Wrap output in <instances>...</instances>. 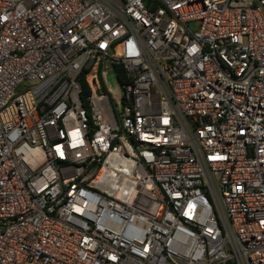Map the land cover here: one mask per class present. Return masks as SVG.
I'll list each match as a JSON object with an SVG mask.
<instances>
[{
    "label": "built area",
    "instance_id": "2783aa9c",
    "mask_svg": "<svg viewBox=\"0 0 264 264\" xmlns=\"http://www.w3.org/2000/svg\"><path fill=\"white\" fill-rule=\"evenodd\" d=\"M0 264H264V0H0Z\"/></svg>",
    "mask_w": 264,
    "mask_h": 264
},
{
    "label": "trees",
    "instance_id": "16d2710c",
    "mask_svg": "<svg viewBox=\"0 0 264 264\" xmlns=\"http://www.w3.org/2000/svg\"><path fill=\"white\" fill-rule=\"evenodd\" d=\"M117 70L119 72V78L121 80H126V74H125V69L123 68V66H117ZM87 93H89V88H87V86H85V92L83 94V101H84V104L87 106L88 103H87V99H86V96H87Z\"/></svg>",
    "mask_w": 264,
    "mask_h": 264
},
{
    "label": "rangeland",
    "instance_id": "374dc122",
    "mask_svg": "<svg viewBox=\"0 0 264 264\" xmlns=\"http://www.w3.org/2000/svg\"><path fill=\"white\" fill-rule=\"evenodd\" d=\"M110 83L113 85L114 89H116L117 84H116V77L114 76V74L110 75Z\"/></svg>",
    "mask_w": 264,
    "mask_h": 264
}]
</instances>
